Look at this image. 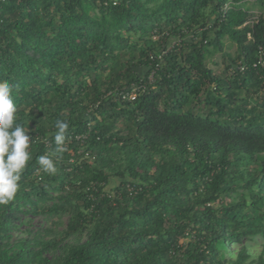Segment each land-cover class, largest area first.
<instances>
[{
	"label": "trees",
	"instance_id": "trees-1",
	"mask_svg": "<svg viewBox=\"0 0 264 264\" xmlns=\"http://www.w3.org/2000/svg\"><path fill=\"white\" fill-rule=\"evenodd\" d=\"M225 1L0 0V81L31 153L0 206V264H264V243L251 251L264 238V16L243 25L249 11L223 14ZM224 37L236 50L216 73Z\"/></svg>",
	"mask_w": 264,
	"mask_h": 264
},
{
	"label": "clouds",
	"instance_id": "clouds-1",
	"mask_svg": "<svg viewBox=\"0 0 264 264\" xmlns=\"http://www.w3.org/2000/svg\"><path fill=\"white\" fill-rule=\"evenodd\" d=\"M17 106L12 88L7 81H0V206L8 205L19 190L21 174L31 159L30 136L17 123ZM68 123L57 120L54 140L56 151L62 152ZM38 164L48 174H55L56 166L48 155L38 157Z\"/></svg>",
	"mask_w": 264,
	"mask_h": 264
},
{
	"label": "built area",
	"instance_id": "built-area-1",
	"mask_svg": "<svg viewBox=\"0 0 264 264\" xmlns=\"http://www.w3.org/2000/svg\"><path fill=\"white\" fill-rule=\"evenodd\" d=\"M103 4L106 5L107 3H109V1H111V3L113 5H115L117 3V0H102ZM247 1H255V0H226L223 5H222V12L223 14H225V12L232 6V5H237V6H241L244 2ZM257 21V17H251L248 21H246L243 25L245 24H252L253 22ZM192 34H188L185 38H192ZM251 35L250 33H247V38H250ZM157 37H154V39H156ZM180 38H176L171 40L167 45V49L170 48L171 46H173L175 43L179 42ZM151 58H153V56H151ZM159 58V57H158ZM159 66V64H156V67L150 72L149 76H148V82L152 83L153 79H154V74H155V70L156 68ZM253 67H258L260 68L263 72H264V46H259L256 50L255 53V58H254V62H253ZM246 69V66L241 63V61H237L235 63H232L229 68H228V74L230 75H234L235 73H242L244 70ZM136 96V93L130 92L125 94V98H127L128 100H133ZM87 137V134L85 133H80V134H75V135H70L68 137V140H74L77 143H80L81 145L83 144V142L85 141Z\"/></svg>",
	"mask_w": 264,
	"mask_h": 264
},
{
	"label": "rangeland",
	"instance_id": "rangeland-1",
	"mask_svg": "<svg viewBox=\"0 0 264 264\" xmlns=\"http://www.w3.org/2000/svg\"><path fill=\"white\" fill-rule=\"evenodd\" d=\"M241 6L249 11L251 17H257L258 15L264 16V0H255L253 2L247 1L244 2ZM222 41H223V51L222 52L216 51V53H214L209 58L210 61L208 66L214 71L218 70L224 72L227 60L222 56V53L224 52L233 56L235 54L236 45L233 42H231L228 37H224ZM38 222H39V218H36L34 219L33 224L36 225L38 224ZM24 227L25 226H22L20 227V229L22 230ZM263 243H264V238L262 237L258 238L256 241H254V248H252L251 251L253 253H256L257 251H259ZM233 247L236 248V245H233Z\"/></svg>",
	"mask_w": 264,
	"mask_h": 264
},
{
	"label": "crops",
	"instance_id": "crops-1",
	"mask_svg": "<svg viewBox=\"0 0 264 264\" xmlns=\"http://www.w3.org/2000/svg\"><path fill=\"white\" fill-rule=\"evenodd\" d=\"M209 61H210V60L207 61V65L209 64ZM208 67H209V66H208ZM219 70H221V69H219ZM215 71H217L216 73H220V72H221V71H218V70H215Z\"/></svg>",
	"mask_w": 264,
	"mask_h": 264
}]
</instances>
